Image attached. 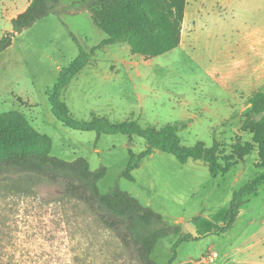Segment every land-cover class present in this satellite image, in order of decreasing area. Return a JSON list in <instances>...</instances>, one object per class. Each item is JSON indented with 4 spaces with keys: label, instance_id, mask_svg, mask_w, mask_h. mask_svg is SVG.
Here are the masks:
<instances>
[{
    "label": "rangeland",
    "instance_id": "1",
    "mask_svg": "<svg viewBox=\"0 0 264 264\" xmlns=\"http://www.w3.org/2000/svg\"><path fill=\"white\" fill-rule=\"evenodd\" d=\"M32 1L0 0V38ZM91 1L60 0L57 13L0 54V114H21L53 157L106 168L102 193L117 185L179 226V234L157 243V264H264V184L222 232L234 194L264 175L249 126L250 100L264 91V77L254 79L259 60L231 50L245 46L239 40L260 27L264 12L245 0H190L181 46L146 59L108 42L86 10ZM52 100L81 126L104 120L161 134L179 125V147L216 149L230 171L214 176L204 162L181 163L158 149L140 158L149 149L144 138L67 127ZM238 146L252 151L240 160ZM131 161L138 167L127 178ZM36 192L19 197L0 185V264H136L87 206L61 198V187L43 181ZM187 223L198 238L184 231Z\"/></svg>",
    "mask_w": 264,
    "mask_h": 264
},
{
    "label": "trees",
    "instance_id": "2",
    "mask_svg": "<svg viewBox=\"0 0 264 264\" xmlns=\"http://www.w3.org/2000/svg\"><path fill=\"white\" fill-rule=\"evenodd\" d=\"M59 4L60 0H33L23 13L12 20V31L0 38V54L11 47L18 35L57 13ZM187 5L188 0H92L85 7L95 25L107 35L110 44H126L133 54L152 59L181 46ZM250 104L249 126L264 158V91L255 93ZM52 105L54 115L67 127L98 134L120 133L144 138L149 149L140 158L158 149L174 154L181 163L188 159L204 162L214 176L230 171L229 167L223 168L219 163L216 149L207 150L203 144L194 148L179 147V125L168 126L161 134L152 129L142 131L132 125L110 126L104 120L81 126L67 116L64 106L55 100H52ZM47 142L21 114H0V185L7 192L25 198L37 195L36 188L43 181L61 187V198L87 206L128 250L134 263L157 264L153 258L157 243L162 238L179 234V226L168 224L161 215L117 185L102 193L99 185L107 175L106 168L92 170L84 158L65 161L53 157ZM237 150L242 160L252 148L238 146ZM132 163L124 173L127 178H131L129 171L138 167ZM263 184L264 175H261L234 194L222 227L223 233L236 222L246 199L256 194ZM181 240L174 245V250ZM170 264H173V259Z\"/></svg>",
    "mask_w": 264,
    "mask_h": 264
},
{
    "label": "crops",
    "instance_id": "3",
    "mask_svg": "<svg viewBox=\"0 0 264 264\" xmlns=\"http://www.w3.org/2000/svg\"><path fill=\"white\" fill-rule=\"evenodd\" d=\"M217 1V0H216ZM240 2H243L242 0H239ZM190 0H188L189 6ZM245 4L250 9H256L258 11L264 12V0H245ZM186 17H187V9H186V15L184 20V27L186 25ZM183 38V33H182ZM239 42H244L245 46L243 48L237 46L236 48H231V50L236 53L237 51H241V54L233 55L235 58H245V59H256L259 60V68H257L254 72V79H259L264 77V21L260 25L259 28H252L248 34L245 35V37ZM243 50V52H242ZM250 76H253V74H250Z\"/></svg>",
    "mask_w": 264,
    "mask_h": 264
},
{
    "label": "water",
    "instance_id": "4",
    "mask_svg": "<svg viewBox=\"0 0 264 264\" xmlns=\"http://www.w3.org/2000/svg\"><path fill=\"white\" fill-rule=\"evenodd\" d=\"M184 231L187 234H192L193 238H198L200 235L198 233L197 227L192 223H187L186 227L184 228Z\"/></svg>",
    "mask_w": 264,
    "mask_h": 264
},
{
    "label": "built area",
    "instance_id": "5",
    "mask_svg": "<svg viewBox=\"0 0 264 264\" xmlns=\"http://www.w3.org/2000/svg\"><path fill=\"white\" fill-rule=\"evenodd\" d=\"M217 256H218L217 253H214V254L212 255V259H213V258H217Z\"/></svg>",
    "mask_w": 264,
    "mask_h": 264
}]
</instances>
